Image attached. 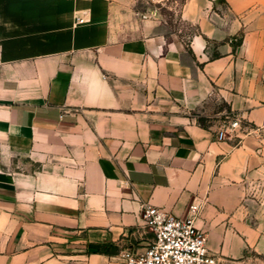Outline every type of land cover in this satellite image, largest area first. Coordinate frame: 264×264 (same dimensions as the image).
<instances>
[{
    "label": "crops",
    "instance_id": "obj_1",
    "mask_svg": "<svg viewBox=\"0 0 264 264\" xmlns=\"http://www.w3.org/2000/svg\"><path fill=\"white\" fill-rule=\"evenodd\" d=\"M194 200L264 252V0H0V264H123Z\"/></svg>",
    "mask_w": 264,
    "mask_h": 264
},
{
    "label": "built area",
    "instance_id": "obj_2",
    "mask_svg": "<svg viewBox=\"0 0 264 264\" xmlns=\"http://www.w3.org/2000/svg\"><path fill=\"white\" fill-rule=\"evenodd\" d=\"M241 118L226 115L215 130L214 139L222 141L240 137ZM201 201L188 204L187 214L177 216L161 206L144 203L140 217L153 232L143 250L124 247L118 255L123 264H218L217 255L207 245L206 233L195 225Z\"/></svg>",
    "mask_w": 264,
    "mask_h": 264
},
{
    "label": "rangeland",
    "instance_id": "obj_3",
    "mask_svg": "<svg viewBox=\"0 0 264 264\" xmlns=\"http://www.w3.org/2000/svg\"><path fill=\"white\" fill-rule=\"evenodd\" d=\"M218 264H264V252L249 248L237 258H218Z\"/></svg>",
    "mask_w": 264,
    "mask_h": 264
}]
</instances>
